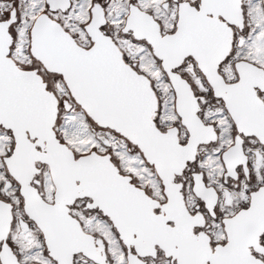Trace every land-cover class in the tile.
Returning a JSON list of instances; mask_svg holds the SVG:
<instances>
[{
  "label": "snow or ice",
  "instance_id": "6c2138e0",
  "mask_svg": "<svg viewBox=\"0 0 264 264\" xmlns=\"http://www.w3.org/2000/svg\"><path fill=\"white\" fill-rule=\"evenodd\" d=\"M0 264H264V0H0Z\"/></svg>",
  "mask_w": 264,
  "mask_h": 264
}]
</instances>
